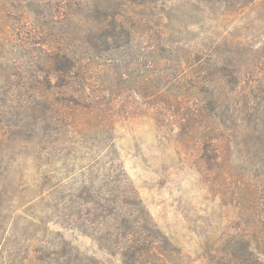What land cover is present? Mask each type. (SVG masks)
Here are the masks:
<instances>
[{
  "label": "rangeland",
  "instance_id": "1",
  "mask_svg": "<svg viewBox=\"0 0 264 264\" xmlns=\"http://www.w3.org/2000/svg\"><path fill=\"white\" fill-rule=\"evenodd\" d=\"M0 9V264H264V0ZM119 26L131 43L101 37ZM52 47L75 50L100 111L55 95V111H34L48 129L28 137L25 100L64 89L37 81ZM202 49L235 63L239 82H199Z\"/></svg>",
  "mask_w": 264,
  "mask_h": 264
},
{
  "label": "trees",
  "instance_id": "2",
  "mask_svg": "<svg viewBox=\"0 0 264 264\" xmlns=\"http://www.w3.org/2000/svg\"><path fill=\"white\" fill-rule=\"evenodd\" d=\"M195 1H199L205 4H212L213 6H217V7H221L224 10H232V11H236L239 9H242L246 6H248L249 4L253 3L255 0H195ZM23 3V1L20 3L19 8L20 7H27L26 4L23 6L21 5ZM18 9V7L16 8ZM6 10L1 11L0 9V14H4L6 12H4ZM101 37H113V38H120L122 37L125 42L124 44H129L133 41L134 39V33L133 30L130 28H126L124 26H119L118 29L116 30H110V31H106L102 34ZM25 40V39H23ZM90 47H96V44L94 43L93 46L90 45ZM122 47V46H121ZM51 49V51H53V54H47V56H51L50 60L47 62L46 66L48 68V72L45 74V76H43V78H41L40 80H37L38 83L40 85H50V87H64V89L62 90L61 93L56 94V93H49L48 95H44L42 93H31V95H29L30 97V101L29 100H25L24 104L26 106V109L28 110V113L30 112V114H28L26 117L28 119V124L26 125V127L29 128V131L27 132L26 135H28V137H35L37 136L38 131H42L44 132L46 129H48V124H46V121L44 119H41L40 117H36L34 114V111L36 109H39V111L43 110V108L47 111H51V110H56L55 104L53 102V98L55 95L57 96H62V100L61 103L65 106L68 107L69 110H73L76 109L78 107L83 106V103H89V110L92 111L93 109H95L96 113L100 111L99 108H97V106H94L93 103H97L99 101V98L97 95H89L86 92V87L85 85L82 84V80H83V75L78 72H80V68L79 65H77V54L75 52V50H71L69 47H62V48H56V50H53L52 48H48ZM173 52V51H172ZM45 53H49V51H46ZM199 53V54H197ZM197 56H198V67L200 68L201 73H206L204 74V76H201L200 81L201 83H206L207 77L208 75H213L212 77H215L216 80V86H228L231 84H235L238 83V79L240 76V73H234L235 68H237L238 66L231 62L230 65L228 66V63H222L219 62L220 59L219 58H215V59H211V54H206L205 52H203L202 50H198L196 52ZM229 67V68H228ZM231 67V68H230ZM239 69V68H238ZM72 70L77 73V76H72L71 73ZM208 73V74H207ZM54 75L55 78H54ZM211 78V77H209ZM54 80V82L52 83V81ZM240 80V79H239ZM85 83V82H84ZM207 83L209 84L210 82L207 81ZM79 86L81 89L77 90V89H73L75 86ZM260 87V86H259ZM204 94L207 93V89L204 87L203 90H201ZM203 93H202V97H203ZM192 96V95H191ZM201 102V100H200ZM217 103V98L213 99V102L211 104H208V107L213 108V106H216ZM74 105V106H73ZM75 107V108H74ZM79 109V108H78ZM205 109V108H203ZM201 109V110H203ZM82 111V110H80ZM85 111V110H83ZM202 112V111H201ZM82 113V112H80ZM84 113V112H83ZM86 115H87V111H85ZM205 117V115H204ZM234 117V112L232 113V115H230L229 119L231 120V122L233 121L232 118ZM37 119V122H34L35 119ZM34 119V120H31ZM96 122L95 118L93 120V118L90 120V123L88 122L89 125L93 126L92 123ZM41 123V124H40ZM43 123H45V125H43ZM67 124V121L63 124V126H65ZM235 126V125H234ZM25 127V126H24ZM55 140V139H54ZM57 141V140H56ZM65 145L64 143H58V142H50L48 144V149H53V148H57L60 146ZM112 182V181H110ZM57 187H53V191L51 193H49V197H55L60 194V192L58 191V189H56ZM131 192V196L133 197L132 199H134V191L129 187ZM92 199V198H91ZM111 201V200H110ZM90 203L94 204V208H96L97 206L100 205L99 202L96 201H91L89 200V202H87L86 205H89ZM115 210L116 207H112L110 213L108 214L109 216L111 214H115ZM117 231V228H113V232L112 234H115ZM131 233V232H130ZM113 236V235H112ZM63 241V240H62ZM65 245L70 246L71 243L68 242H64Z\"/></svg>",
  "mask_w": 264,
  "mask_h": 264
}]
</instances>
